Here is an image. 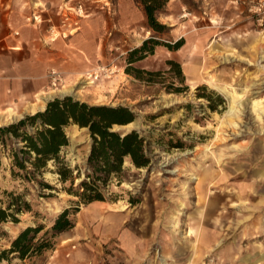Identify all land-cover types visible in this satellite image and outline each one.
I'll return each instance as SVG.
<instances>
[{"label":"rangeland","instance_id":"rangeland-1","mask_svg":"<svg viewBox=\"0 0 264 264\" xmlns=\"http://www.w3.org/2000/svg\"><path fill=\"white\" fill-rule=\"evenodd\" d=\"M81 1L78 14H89L90 25L76 44L90 54L75 50L61 68L48 71L45 106L71 96L94 106L127 107L134 120L112 130L137 131L150 163L135 168L126 158L105 201L80 205L71 216L74 226L37 264H264V30L230 0H168L158 16L169 27L161 37L183 39V45L176 51L157 47L133 66L166 71L168 60L178 62L187 89L169 93L171 85L180 86L174 74L149 85L125 72L127 51L154 35L134 0ZM52 70L60 77L56 87L50 85ZM198 86L219 94L223 104L196 99ZM223 88L239 94L234 103ZM27 105H2L0 126L38 112ZM8 109L14 118H6ZM66 133L63 154L83 176L90 136L75 126ZM41 180L55 189L41 196L37 184L13 177L10 160L1 157L0 201L4 192L24 194L31 211L17 215L15 224L0 225V251L20 230L48 228L72 206L62 190L67 184L51 164ZM0 264L25 263L10 256Z\"/></svg>","mask_w":264,"mask_h":264},{"label":"trees","instance_id":"trees-1","mask_svg":"<svg viewBox=\"0 0 264 264\" xmlns=\"http://www.w3.org/2000/svg\"><path fill=\"white\" fill-rule=\"evenodd\" d=\"M167 1L134 0L143 11L146 28L154 35L127 51L125 72L149 85L159 82L155 81L156 77L174 74L180 86L171 85L168 92L178 94L187 89L183 85L184 77L178 62L168 60L166 64L169 68L166 71H147L133 66L153 55L157 47L176 51L183 45V39L167 42L161 37L169 31V27L158 21ZM206 90L205 86L196 87V99L206 100L209 106L223 104L219 94ZM134 118L135 115L127 107L94 106L65 96L48 101L41 111L0 126V164L1 157H7L11 175L28 184H37L41 196H45L43 190L55 189L41 180L48 170V164H51L58 181L62 185L67 184L62 190L72 198V206L57 214L48 228L38 224L20 230L10 241L9 248L0 251V260L10 262L11 256L25 264H37L47 252L53 250L56 238L74 226L71 216L80 205L105 201L110 179L121 178L126 158L135 168L149 165L145 139L137 131L123 134L112 130L113 126L128 125ZM71 126L86 129L91 139L83 176L77 167L69 166L63 154L69 145L66 130ZM76 179L80 181L76 183ZM4 194L5 200L0 201V225L7 222L15 224L18 222L17 215L30 212L31 206L24 199V194ZM137 202L131 200L130 203Z\"/></svg>","mask_w":264,"mask_h":264},{"label":"crops","instance_id":"crops-1","mask_svg":"<svg viewBox=\"0 0 264 264\" xmlns=\"http://www.w3.org/2000/svg\"><path fill=\"white\" fill-rule=\"evenodd\" d=\"M250 1L229 2L244 12ZM82 6L81 0H0V108L13 101L28 103L31 113L41 111L48 94L42 93L48 71L61 68L64 57L78 54L75 50L90 54L76 44L90 25L89 14H78ZM8 110L6 118H14Z\"/></svg>","mask_w":264,"mask_h":264},{"label":"built area","instance_id":"built-area-1","mask_svg":"<svg viewBox=\"0 0 264 264\" xmlns=\"http://www.w3.org/2000/svg\"><path fill=\"white\" fill-rule=\"evenodd\" d=\"M245 12L247 18L252 24L256 25L261 30H264V0H251L247 5ZM50 85L56 87L60 81L59 74L52 70L49 73Z\"/></svg>","mask_w":264,"mask_h":264},{"label":"bare ground","instance_id":"bare-ground-1","mask_svg":"<svg viewBox=\"0 0 264 264\" xmlns=\"http://www.w3.org/2000/svg\"><path fill=\"white\" fill-rule=\"evenodd\" d=\"M193 72H195V71H193ZM216 89H217V88H216ZM219 90H220V89H219ZM222 90L226 93L227 96L230 97V104H231V103H234L235 99H236L237 96L239 95V94L236 93L235 91H233V90H229V89H227V88H223ZM253 107L255 108L256 105L253 104ZM231 110H232V109H231ZM230 112H231V111H230ZM191 179H195V178H194V177H190V180H191Z\"/></svg>","mask_w":264,"mask_h":264}]
</instances>
